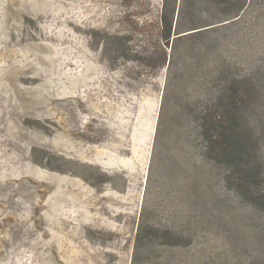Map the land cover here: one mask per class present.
<instances>
[{"label": "rangeland", "instance_id": "rangeland-1", "mask_svg": "<svg viewBox=\"0 0 264 264\" xmlns=\"http://www.w3.org/2000/svg\"><path fill=\"white\" fill-rule=\"evenodd\" d=\"M0 264H264V0H0Z\"/></svg>", "mask_w": 264, "mask_h": 264}, {"label": "trees", "instance_id": "trees-1", "mask_svg": "<svg viewBox=\"0 0 264 264\" xmlns=\"http://www.w3.org/2000/svg\"><path fill=\"white\" fill-rule=\"evenodd\" d=\"M227 120L224 115H219L218 118L214 122V126H204L203 137L206 142V153L208 156L217 161L222 162L223 156L227 150L229 142L231 140L229 133H227ZM227 181H232L235 184V187L244 192L246 190V177L234 178V176L227 177ZM244 194H246L244 192ZM262 195L258 194L257 197L260 198ZM254 197L251 196V200ZM254 200V199H253Z\"/></svg>", "mask_w": 264, "mask_h": 264}]
</instances>
